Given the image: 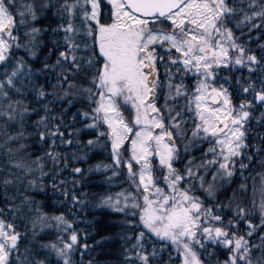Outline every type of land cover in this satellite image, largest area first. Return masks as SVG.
I'll list each match as a JSON object with an SVG mask.
<instances>
[{"label":"snow or ice","instance_id":"obj_1","mask_svg":"<svg viewBox=\"0 0 264 264\" xmlns=\"http://www.w3.org/2000/svg\"><path fill=\"white\" fill-rule=\"evenodd\" d=\"M93 167L122 264H264V0H0V264H85Z\"/></svg>","mask_w":264,"mask_h":264},{"label":"trees","instance_id":"obj_2","mask_svg":"<svg viewBox=\"0 0 264 264\" xmlns=\"http://www.w3.org/2000/svg\"><path fill=\"white\" fill-rule=\"evenodd\" d=\"M89 138L91 137L88 135H81L82 140ZM87 156L86 162L79 163L78 166L87 169L97 163H110L108 151L99 145L88 151ZM109 175L110 172L103 168L97 171L93 167L84 177L83 187L80 188L88 193L85 204L76 209L78 227L83 230L82 235L87 236L86 242L90 245L84 256L85 264L89 260L93 264H122L124 242L121 237L128 229L121 225L123 214L101 205L100 198L120 192L127 185L116 180L108 182L106 177ZM37 198L44 199L43 196ZM75 258L79 260L78 255ZM220 258L223 259L222 256Z\"/></svg>","mask_w":264,"mask_h":264}]
</instances>
